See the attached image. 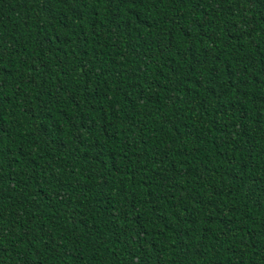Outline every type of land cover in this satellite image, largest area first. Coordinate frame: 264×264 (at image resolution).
Returning a JSON list of instances; mask_svg holds the SVG:
<instances>
[{
	"label": "trees",
	"instance_id": "obj_1",
	"mask_svg": "<svg viewBox=\"0 0 264 264\" xmlns=\"http://www.w3.org/2000/svg\"><path fill=\"white\" fill-rule=\"evenodd\" d=\"M0 264H264V0H0Z\"/></svg>",
	"mask_w": 264,
	"mask_h": 264
}]
</instances>
